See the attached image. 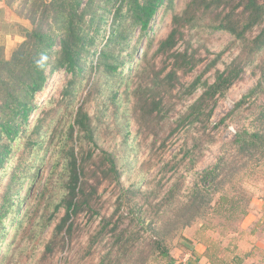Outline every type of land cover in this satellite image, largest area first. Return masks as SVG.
<instances>
[{
	"label": "rangeland",
	"instance_id": "obj_1",
	"mask_svg": "<svg viewBox=\"0 0 264 264\" xmlns=\"http://www.w3.org/2000/svg\"><path fill=\"white\" fill-rule=\"evenodd\" d=\"M188 1L164 3L148 34L140 27H133L124 48L117 49L122 56L133 59L120 74L96 73L92 69L96 55L88 59L92 63L81 76L58 69L45 88L36 94L38 107L30 118L28 132L47 112L53 111V115L48 114L53 119L42 124L40 143L27 160L18 159L15 153L0 169L4 183L13 172L20 178L37 170L39 173L36 180L27 178L21 187L22 199L29 189L23 211L19 212L20 205L15 206L4 221L0 264H97L106 255L110 256L112 245L124 252L114 243V226H119V230L128 228L125 238L136 242L135 250L124 258L129 259L128 264H188L191 258H186L197 240L207 245L204 253L212 254L216 264L220 261L218 258L230 260L237 253L243 258L242 264L256 256L255 249L260 247L255 245L254 228L258 224L264 226V213L257 214L256 218L260 219L257 224L253 216L258 205L264 203V151L257 148L258 143L240 146L237 137L244 130L264 133V49L253 58L250 47L226 31L206 26L185 28L174 51L187 50L188 54H194L197 66L188 72L180 70L173 90L168 86L158 87L154 93L160 92L166 97L163 107L152 114L144 115L133 93L139 84L147 91L150 88L147 81L153 79L155 73L161 72L164 77L174 65L169 54L153 55L171 31L173 15L180 13ZM23 2L16 4L17 11L27 16L31 4L26 10ZM29 22L27 42L37 27L31 19ZM111 22H103L100 48L113 27ZM260 29L261 26H256L248 38H254ZM219 53L222 55L216 64L206 70ZM56 58L54 54L52 60ZM238 58L246 66L229 89L218 95L216 101L211 100L206 108L214 110L209 121L179 125L189 106L205 90L202 86L188 96L186 87L201 74L203 80L213 82L217 70H224ZM148 66L154 68L146 78ZM95 79L100 80L101 85L93 90ZM245 95L243 103L237 106ZM62 100L65 104L71 103L68 110H49ZM81 104L89 111L95 126L94 141L77 127L75 132L77 155L84 163L81 186L88 194V203L74 216L76 224L71 237L55 243L50 252L47 242L65 214L64 207L56 209L62 200L64 183L57 177L52 183L46 185L45 182L56 171L63 136L74 124L77 110L72 109ZM190 148L193 149L188 152ZM109 154L115 156L119 176L108 169ZM214 168L218 176L214 181L202 179L206 171ZM59 170L61 172L63 167ZM196 183L203 190L199 199L191 193ZM184 202L188 210L181 206ZM197 204L201 206L197 209L198 216L185 225L190 209L195 212ZM172 214V221L165 223L166 217ZM161 226H165V230ZM165 233L169 255H162L153 248L154 241ZM117 255L118 252L114 257Z\"/></svg>",
	"mask_w": 264,
	"mask_h": 264
},
{
	"label": "trees",
	"instance_id": "obj_2",
	"mask_svg": "<svg viewBox=\"0 0 264 264\" xmlns=\"http://www.w3.org/2000/svg\"><path fill=\"white\" fill-rule=\"evenodd\" d=\"M167 1L47 0L46 3L43 0H24L23 9L27 10V5L31 4L28 7L30 12L26 14V17L31 19L37 27L31 32L30 42H27L28 39L23 41L15 49L10 59L0 58V169L15 156V153L18 154V159L27 160L26 157H29L39 145L41 126L44 122L50 123L53 117L48 114L52 113L53 115V111L47 112L44 117H39L31 132H28V126L30 118L38 107L36 94L45 88L54 73L63 68L72 76H81L87 71L88 65L92 63L88 59H93L97 55L96 63L92 67L96 73L120 74L123 71L122 68L133 59L122 56L120 52H117V49L124 48V43L128 42L131 37L133 27H140L141 31L148 34L156 13ZM39 8L41 9L40 14H38ZM109 20H112L111 26L113 27H111L106 43L100 48L99 33L104 25L103 22L108 23ZM205 26L215 31H226L241 40L245 46L250 47V56L252 55L254 58L255 53L264 49V0H189L180 13H175L172 17L171 31L160 42L153 55L157 57L159 54H169L174 59V65L164 77L161 76V72L155 73L154 78L147 81V86L150 87L147 91L144 90L143 84H139L133 90L137 107L143 110L144 115L152 114L155 109L163 107V100L166 96L160 92L154 93L158 87L168 86L170 90H173L179 81V71L188 72L197 66L198 60L194 54H188L187 50L185 52L174 51V47L180 37L185 34V28L194 29ZM256 26H261V29L250 40L248 34ZM58 45L59 48H57ZM54 54H57V58L52 60ZM221 55L222 53H219L206 70L216 64ZM238 59L233 60L224 70H217L213 82L210 83L207 79L203 80L201 74L186 87L185 93L188 96L202 86L205 90L189 106L188 112L183 115L179 125L209 121L214 113L213 108L206 110L211 104V100L215 99L216 101L218 95H222L229 89L246 66L240 61V58ZM153 68L148 66V72L145 73L146 78L151 76L150 72ZM92 84H95L93 90H96L97 87H100L101 81L95 79ZM66 92L70 95L69 91ZM246 96L237 103V106L243 103ZM71 101L73 104V100ZM70 104H65L63 100L58 101L55 108L49 110H68ZM62 105H64L63 108ZM72 110H77V113L74 124L68 127L67 134L63 136V142L58 152V162L54 168L57 174L52 172L47 183L45 182L46 185L49 182L52 183L57 177V180L64 183L62 200L56 205V209L64 207L65 214L56 224L53 235L47 242V249L50 252H53L55 243L71 237L76 224L74 216L79 214L84 203H88V198H86L88 194L81 186L84 163L77 155L75 132L77 127L86 138L94 141L95 126L84 104L77 108L73 107ZM224 120L225 117L220 122ZM237 143L240 146L258 143L257 148L264 151V133L244 130L237 137ZM192 149L190 148L188 152ZM59 167H63L61 172ZM108 169L116 172L118 176L120 175L113 154L108 156ZM13 173L5 183L0 175V236L3 235L1 228L4 221L13 213L14 207L20 205L19 212L23 211L22 207L29 195V189L23 199L20 196V190L26 179L29 178V181H33L39 175L38 170L32 175L28 176L27 174L25 178H20L16 172ZM217 177V168L206 171L202 175V179L209 181H214ZM191 193L196 199L203 195L199 183L195 184ZM44 196L41 197L44 198ZM224 197L228 199L227 195ZM186 203H182L181 206L188 210L189 207ZM196 207L195 212L190 209V218L185 225L191 223L192 219L198 216L197 209L201 206L197 204ZM172 219L173 214L167 216L164 222L170 223ZM118 227L114 226L112 230L115 236L114 243L118 245V249H124V252L118 251L112 245L115 249H111L110 256L106 257V255L97 264H128L129 259L124 258L129 251L135 250L136 242L131 239L127 241L125 238L128 228L119 230ZM161 228L165 230V226H161ZM167 241L166 233L161 234L154 241L153 248L162 255H169ZM117 252V257H114ZM211 255L208 254V258L214 264L215 260ZM218 259L220 261L217 264H241L242 262L238 254L230 260Z\"/></svg>",
	"mask_w": 264,
	"mask_h": 264
},
{
	"label": "crops",
	"instance_id": "obj_3",
	"mask_svg": "<svg viewBox=\"0 0 264 264\" xmlns=\"http://www.w3.org/2000/svg\"><path fill=\"white\" fill-rule=\"evenodd\" d=\"M19 1L20 0H0V58L10 59L15 49L25 41L26 30L30 28L29 19L25 15L19 14L17 11L16 4H18ZM254 212L255 215L253 216V220L256 221L255 223L257 224L260 219L256 217L257 214L260 216L264 213V203L259 204L258 209H256V211L254 210ZM254 231L257 236L255 245H258L260 248L255 249L256 256L251 258L252 260L246 259V261H243V264H264V226L258 224L254 228ZM196 242L193 250L186 258H191L188 264H212L207 257L208 253H204V251L208 249L207 245L200 242L198 243V240ZM241 246L243 245L241 244ZM242 259L243 258H241V261Z\"/></svg>",
	"mask_w": 264,
	"mask_h": 264
}]
</instances>
